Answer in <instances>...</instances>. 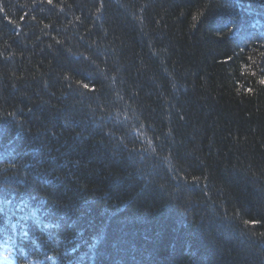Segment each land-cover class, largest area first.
Instances as JSON below:
<instances>
[{
  "label": "trees",
  "instance_id": "obj_1",
  "mask_svg": "<svg viewBox=\"0 0 264 264\" xmlns=\"http://www.w3.org/2000/svg\"><path fill=\"white\" fill-rule=\"evenodd\" d=\"M0 264H264V0H0Z\"/></svg>",
  "mask_w": 264,
  "mask_h": 264
}]
</instances>
